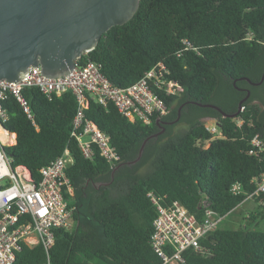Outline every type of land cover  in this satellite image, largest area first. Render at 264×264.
Here are the masks:
<instances>
[{"label":"trees","instance_id":"1","mask_svg":"<svg viewBox=\"0 0 264 264\" xmlns=\"http://www.w3.org/2000/svg\"><path fill=\"white\" fill-rule=\"evenodd\" d=\"M90 59L101 62L109 80L123 87L164 62L184 91L163 93L170 112L151 124L131 121L113 103L104 106L89 98L86 117L110 135L121 156L112 167L98 150L87 158L71 136L78 106L72 91L50 98L28 87L24 93L35 123L14 97L4 102L7 126L17 134L7 151L13 165L26 166L39 179L43 165L70 150L73 161L66 174L74 194L68 200L76 209L72 228L55 230L51 264H159L150 242L157 216L150 191L163 204L181 201L202 220L208 208L223 216L238 208L264 173V151L250 153L255 134L264 141V81L252 85L246 79L257 82L264 73V0H141L135 15L105 32L79 62ZM242 87L251 96L236 117L200 105L234 113L248 94ZM180 107L178 122L160 124L176 119ZM205 118L217 121L220 134L208 129ZM182 123L186 128L175 132ZM163 127L162 134L151 137ZM148 137L141 159L127 164ZM236 182L242 186L239 193L231 190ZM254 200L258 205L244 216L246 225L219 226L202 239L209 255L189 250L186 264H264V204H259L264 193ZM47 261L42 242L22 243L13 264Z\"/></svg>","mask_w":264,"mask_h":264},{"label":"built area","instance_id":"2","mask_svg":"<svg viewBox=\"0 0 264 264\" xmlns=\"http://www.w3.org/2000/svg\"><path fill=\"white\" fill-rule=\"evenodd\" d=\"M185 43L190 46L187 39ZM79 59L70 74L60 77L44 76L41 66L37 65L30 66L28 76L20 81L0 79V264H13L22 243L33 246L39 242L48 252L46 264H51L49 250L55 241V230L72 228V214L76 209L68 200L74 194V186L66 174V167L73 161L68 147L62 155L41 167L39 179H35L26 166L13 165V157L7 147L17 143V134L7 126L9 113L4 105L7 99L14 97L35 123L31 104L24 93L26 88L36 87L50 98L72 91L78 106L71 136L78 141L87 158H93L98 150L115 167L121 156L112 145L110 135L85 115L89 98L104 106L113 103L131 121L151 124L156 116L160 118L170 112L163 93L178 96L184 91V86L170 77L171 71L164 62L157 63L138 80L123 87L109 80L101 62L91 59L79 62ZM243 109L245 106L242 105ZM237 122L242 124L243 119L239 117ZM207 127L212 133L220 134L217 121ZM262 151L264 141L257 133L251 140L250 153ZM256 185L244 202L264 193V173L256 179ZM231 190L239 193L242 186L236 182ZM148 196L157 212L150 242L161 260L159 264H186L189 250L209 255L210 251L202 239L215 231L225 216L208 208L203 219L198 220L179 200L163 204L161 197L153 191Z\"/></svg>","mask_w":264,"mask_h":264},{"label":"water","instance_id":"3","mask_svg":"<svg viewBox=\"0 0 264 264\" xmlns=\"http://www.w3.org/2000/svg\"><path fill=\"white\" fill-rule=\"evenodd\" d=\"M141 0H0V79L17 82L28 76L30 66L40 65L42 73L48 78L70 74L77 60L84 53L96 48L101 36L115 25H123L138 11ZM251 84L260 85V81ZM238 110L228 113L216 104L211 106L225 117H236ZM171 121L158 122L173 124L181 117ZM151 135L158 137L165 131ZM148 137L136 159L143 154Z\"/></svg>","mask_w":264,"mask_h":264},{"label":"rangeland","instance_id":"4","mask_svg":"<svg viewBox=\"0 0 264 264\" xmlns=\"http://www.w3.org/2000/svg\"><path fill=\"white\" fill-rule=\"evenodd\" d=\"M204 122L207 125L216 124V121L212 118H205ZM186 124L182 123L175 127L174 131L177 132L178 130H183L186 128ZM257 203L254 199H250L248 201H245L243 204H241L238 208H236L234 211H232L230 214L225 216L219 226L225 227V228H237L246 225V219L244 216L249 214L251 210L254 209V207H257ZM249 216H247L248 218Z\"/></svg>","mask_w":264,"mask_h":264},{"label":"flooded vegetation","instance_id":"5","mask_svg":"<svg viewBox=\"0 0 264 264\" xmlns=\"http://www.w3.org/2000/svg\"><path fill=\"white\" fill-rule=\"evenodd\" d=\"M252 85H254V84H252ZM246 89H247L246 92L248 93L246 97H247V99H248V98L251 96V91H250V89H249L248 87H242V88H240L241 91H245ZM262 95H263V93L261 94V96H262ZM246 97H244V98H246Z\"/></svg>","mask_w":264,"mask_h":264},{"label":"crops","instance_id":"6","mask_svg":"<svg viewBox=\"0 0 264 264\" xmlns=\"http://www.w3.org/2000/svg\"><path fill=\"white\" fill-rule=\"evenodd\" d=\"M249 216V214L246 215V217Z\"/></svg>","mask_w":264,"mask_h":264}]
</instances>
